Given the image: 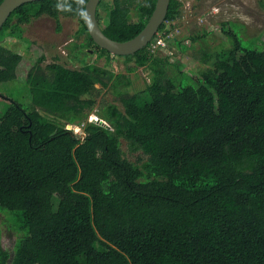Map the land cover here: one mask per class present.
<instances>
[{"label": "trees", "instance_id": "1", "mask_svg": "<svg viewBox=\"0 0 264 264\" xmlns=\"http://www.w3.org/2000/svg\"><path fill=\"white\" fill-rule=\"evenodd\" d=\"M155 2L111 0L101 31L115 42L134 38ZM54 3L17 8L0 38L21 40L23 26L43 16L58 30L60 17L72 18L87 45L108 55L83 20ZM180 7L169 1L158 31ZM224 35L230 48H203L196 87L149 43L125 56L129 70L151 75L145 101L116 90L118 105L95 85L117 88L119 75L95 65L43 66L40 56L19 79L22 56L0 42V83L19 80L30 95L25 108L0 94V213L16 233L8 247L0 237V264H264V48ZM94 110L108 128L87 121ZM73 124L82 136L65 129ZM121 141L146 160L130 162Z\"/></svg>", "mask_w": 264, "mask_h": 264}, {"label": "rangeland", "instance_id": "2", "mask_svg": "<svg viewBox=\"0 0 264 264\" xmlns=\"http://www.w3.org/2000/svg\"><path fill=\"white\" fill-rule=\"evenodd\" d=\"M178 1L181 7L172 23L178 30L176 38L184 45H181L184 49L169 43L165 51H160L155 56L167 58L173 65L179 63L184 83L197 86L195 77L203 68L199 60L205 52L203 48L213 53L231 47V40L224 35L226 31L235 33L244 48L256 50L264 48V0ZM110 8L111 0H101L98 4L96 16L101 29L106 26ZM129 20H136L133 12ZM58 23L59 30L55 20L43 16L23 26L21 40L10 37L0 38L4 46L23 58L18 69L19 79L24 76L36 59L43 56V66L55 62L70 70H80L84 65H95L111 71L114 76L119 75L120 83L117 88H114L112 83L107 88H101L99 84L95 85L96 89H100V98L106 102L118 105L116 90L136 95L140 102L147 99L144 89L151 75L149 69L129 70L134 67L133 60H127L123 56L103 54L92 46L89 47L87 35L81 32V24L77 20L60 17ZM191 37H196L197 40L192 41ZM27 41L33 43L32 47L27 46ZM168 70L171 75L177 71L171 67ZM18 81L0 83V94L19 102L25 108L29 107V91ZM124 83H128V86L124 87ZM94 109H97V105ZM94 117L96 121H100L95 110L87 119L92 118L93 120ZM69 126L70 128L66 125L74 134L83 135L82 126L77 124ZM121 144L122 151L130 162L140 165L146 160L140 152H129L124 141H121ZM10 218L8 213H0V237L4 240L5 247L9 244L13 245L16 237L9 222Z\"/></svg>", "mask_w": 264, "mask_h": 264}, {"label": "water", "instance_id": "3", "mask_svg": "<svg viewBox=\"0 0 264 264\" xmlns=\"http://www.w3.org/2000/svg\"><path fill=\"white\" fill-rule=\"evenodd\" d=\"M43 0H3L0 3V29L7 21L12 12L22 5ZM170 0H156L154 9L148 18L144 28L134 38L126 42H115L108 39L101 31L96 19V10L100 0H88L86 3V11L89 20H83L87 33L93 43L108 54L115 56H132L139 50L147 46L152 40L155 33L165 20ZM99 126L108 128L102 120L97 121Z\"/></svg>", "mask_w": 264, "mask_h": 264}, {"label": "built area", "instance_id": "4", "mask_svg": "<svg viewBox=\"0 0 264 264\" xmlns=\"http://www.w3.org/2000/svg\"><path fill=\"white\" fill-rule=\"evenodd\" d=\"M177 36H178L177 28L173 25L172 21H167L164 23L163 28L157 31L155 35L153 36L152 40L149 42L148 50L152 54H156L160 51H165L168 48L169 43L172 44L173 42L178 41L176 38ZM87 121L95 123L96 117H94L93 120L91 118ZM68 128H70L69 125H68ZM68 128L65 127L66 130H71Z\"/></svg>", "mask_w": 264, "mask_h": 264}, {"label": "clouds", "instance_id": "5", "mask_svg": "<svg viewBox=\"0 0 264 264\" xmlns=\"http://www.w3.org/2000/svg\"><path fill=\"white\" fill-rule=\"evenodd\" d=\"M86 0H55L54 9L60 13H71L78 19L88 21Z\"/></svg>", "mask_w": 264, "mask_h": 264}]
</instances>
